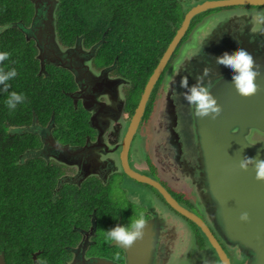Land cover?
<instances>
[{
    "label": "flooded vegetation",
    "instance_id": "1",
    "mask_svg": "<svg viewBox=\"0 0 264 264\" xmlns=\"http://www.w3.org/2000/svg\"><path fill=\"white\" fill-rule=\"evenodd\" d=\"M36 1L39 4L38 11L36 12L34 9L31 20L28 23L22 22L19 26L29 36L27 39L25 35L26 39L33 40L37 49L36 54L42 49L44 58L49 59L47 43H54L56 33L54 34L47 25L46 14L52 10L50 6H53L48 3V0ZM179 1L184 18L189 8L206 0ZM259 6L261 5H251L246 2L229 3L198 15L219 10V8H226L229 12L255 10L264 14V9ZM198 15H195L191 20L186 34L155 84L147 102L145 114L134 132L135 135L133 134L129 141L126 139L128 130L142 92L137 104L131 110L129 97L132 90H135L133 79L120 66L117 55L111 56L109 53L101 52L107 43L108 28L98 38L94 36V28L91 37L83 36L75 31L74 38L70 39L66 36H59L56 27L55 44H60L68 51L63 55L60 54L58 58L51 57V62L45 64L46 74L42 75L51 76V88H54L55 92H65L75 110L71 113L78 118L80 123L83 122L80 119H86V121L80 131L68 132L59 128L60 124L56 118L55 109L51 111L50 118L46 121L40 119L36 114V126H33V129L39 142L26 149L27 157H41L50 165V171H53L57 176L56 186L58 187L55 186L54 190L59 191L61 188L66 191L69 189L76 195V199H73L76 205H74L75 211L71 214L70 221L72 227L64 229L63 235L58 238V249L54 257L47 254L45 261L37 260L36 264H177L171 260L175 251L178 250L175 249V246L177 243L179 246V243L186 238L189 232L188 244L179 250V253L180 251L182 253L178 264H224L202 227L171 205L163 194L152 185L133 176L140 174L158 180L181 206L197 214L217 238L228 257L231 258V264H245L247 261L246 257L239 254L238 247L224 243L208 220L203 209L205 205L209 211L211 209L212 201L208 189L206 195V187H196L195 184L194 187L182 184L183 186L178 190L171 188L174 186L162 174L152 154L148 150L142 149L141 145L144 144L145 139L143 143H137L138 132H141L145 121L155 112V107L160 102L157 97H162V86L166 92L171 88V81L176 80L177 74L180 73L177 84L170 91V96L176 104L175 113L179 120L180 139L177 144L182 142L181 148L176 145L175 160L177 167L189 176H192L191 169L198 166L194 109L184 101L181 95L184 89L179 87V81L183 76H187L190 85L195 83V77L190 73L194 70L193 67H199L200 74L205 67L211 68L210 75L216 72L217 65L212 60L213 57H207V63L201 66L198 64L197 52L194 51H205L207 43H211L215 39L214 35H205L201 41H198L200 43L198 49L195 46V49H191L187 55L184 54L191 32L203 21V19L196 20ZM91 24L93 28L97 23ZM242 25L239 22V28L232 29L231 27L229 40H223L224 46L230 53L236 51V48L241 45L239 34L245 35L247 39L248 34L244 32ZM258 35H260V39L256 41L247 39V44L256 55V63L264 65V51H261V49L264 50V31H260ZM35 37L40 38L36 41ZM78 39L82 40L83 47L80 56L76 50L71 49ZM259 41L262 42V47L257 51L256 46ZM95 45L97 46L95 52L89 50ZM179 59L186 62L178 64ZM39 71L38 69L37 75H41ZM215 79L212 81L214 82ZM127 87L129 90L126 89ZM70 93L77 95L74 97ZM51 98L47 99L50 108L57 104L58 99L55 98L52 101ZM35 113L33 111V116ZM50 134L64 146L56 149L46 140L44 143L41 136L46 137ZM149 136L152 137V132L149 133ZM66 146L87 147L76 151L75 149L68 150ZM92 146H94V151L91 149ZM55 156L59 160L55 159ZM166 158H169V155H161L159 162L164 164ZM175 169L177 170V168ZM195 170V176H198L199 170ZM203 196H206L205 200ZM153 201H155V205ZM141 215L147 222L144 244L141 248L142 258L136 253L135 246L125 249L106 239V231L117 225L130 226L131 219L139 218ZM177 215L187 220L191 226L187 225L186 221L179 219ZM175 218L179 219L181 223L177 222ZM34 253H38V251ZM149 253L150 258L146 260L145 256H148ZM117 254L120 257L119 260H115Z\"/></svg>",
    "mask_w": 264,
    "mask_h": 264
},
{
    "label": "trees",
    "instance_id": "2",
    "mask_svg": "<svg viewBox=\"0 0 264 264\" xmlns=\"http://www.w3.org/2000/svg\"><path fill=\"white\" fill-rule=\"evenodd\" d=\"M33 14L31 0H0V52L10 54L0 68L18 73L8 81V92L0 86V252L8 264H33L36 251L39 260L54 257L58 238L72 227L76 206L72 191L54 190L57 176L50 165L41 157H27L26 149L39 142L35 132L10 133V126L31 125L33 111L46 121L53 109L62 131H80L86 121L80 123L71 113L75 110L65 92L51 88V76L37 75L36 46L14 25L28 23ZM56 14L61 37L73 39L75 31L91 37L95 28L98 38L108 28L101 52L117 55L133 79L131 110L184 15L177 0H59ZM91 23L97 24L92 28ZM12 91L26 96L15 110L5 103ZM50 97L58 98L51 108Z\"/></svg>",
    "mask_w": 264,
    "mask_h": 264
},
{
    "label": "water",
    "instance_id": "3",
    "mask_svg": "<svg viewBox=\"0 0 264 264\" xmlns=\"http://www.w3.org/2000/svg\"><path fill=\"white\" fill-rule=\"evenodd\" d=\"M31 1L34 5L35 11L37 12L39 5L38 2L36 0ZM243 2L250 3L251 5H264V0H206L194 4L191 8H189V10H187L181 24L177 28L175 35L161 56L153 72L147 79L138 105L136 106L135 112L132 116L128 136L126 138L128 141L129 138L133 136L142 116L145 114L147 102L155 84L161 77L170 57L179 45L181 39L186 34L193 17L199 13L223 6L225 4H238ZM48 3L53 7L49 5L52 10L46 14V23L49 28L53 30V33L56 34L54 37V43H47V46L49 47L47 53L49 59L44 58V51L42 49H40L38 54H36V57L40 60V74H46L45 64L51 62V57L54 56L55 58H58L60 57V54L63 55V53L68 51L60 44H55V39H57L56 10L59 0H48ZM261 16H264V14L252 11H248V13H233L230 14L228 18L226 15L224 20H220L214 24H208L210 25V29L204 30L198 34L195 46L198 49L200 44L198 41H201L205 35L209 34L210 36H215V39L210 43L212 44L216 39H221V37L218 36L223 34L222 28L226 29L227 32L230 33L231 27L232 29L235 27L239 28V22L243 24L242 26L244 28V32L248 34L247 39L256 41L257 39H260V35H258V33L260 31H264V23L258 22V18ZM213 17L215 19H219L216 16ZM21 23L22 22H16L14 25L21 28L19 26ZM208 25H204L203 28H206ZM21 29L27 36V39H29L27 33L23 30V28ZM39 38L40 37H35L36 41H38ZM80 38L82 39V37ZM238 38L241 40V45L239 47L244 48L253 57H256L251 48L248 47L246 36L239 34ZM36 44L40 48L38 42H36ZM71 49L76 50L78 56H80L81 51H83L82 40L78 39L75 46ZM89 50L95 52L97 50V46H92V49ZM210 50L207 51V57H215L212 56L211 52H209ZM181 60L182 59H179V61ZM212 60L215 61L214 58ZM179 74L180 73L177 74L176 80L171 81V88L167 89L166 92L163 90L164 86H162L161 90L165 95L163 99L160 97L161 100L157 105L159 106L158 119H160V125H157V127L167 128L173 137V143L165 144L163 148L160 149V152L172 153V155H169V158L165 159L164 164L156 160L155 162L162 174L169 180L174 179L179 181L184 179L181 183L187 186L190 185L194 187L195 184L196 187H206L205 194L207 195L209 191L212 205L210 211L206 205L203 206V209L208 220L213 225L220 238L225 244L232 247H238L239 254H241L242 257L247 258L245 264H264V183L256 181L254 168L250 167L248 171H243L239 168V161L243 158V156L255 157L259 152L260 158L264 159V144L250 141L248 139V134L251 132V129L264 131V69L261 70V75L257 78L260 91L255 96L250 98H244L238 95L232 84L233 72L232 70H228L227 67L217 65L215 74L210 75L209 78L211 80L216 78L213 82L215 87L212 89V92L218 99V103L222 105L223 112L217 120L195 117L198 150V166L195 167V169L199 170L198 176H195V169H191L192 176L187 174L179 175L180 168L177 167V162L175 160L176 145H179L181 148L182 142L177 144V141L180 139L178 131L179 120L175 113L176 104L170 96V91L173 89L174 85L177 84ZM70 95L76 97L77 94L70 93ZM160 112L163 114L160 115ZM165 113L167 124L164 122ZM36 120L37 118L35 113L31 124L32 126L21 125L14 129L11 127L9 132H24L29 130L34 132L35 130L33 129V126H36ZM157 123L159 124L158 121ZM156 134L157 137L153 144L154 147L158 148L167 134L160 131H156ZM41 139L44 143L46 140L56 149H60L64 146L57 142L51 134L46 137L41 136ZM155 143H158V145L155 146ZM86 147L87 146H75L72 148L66 146V149H75L76 151H80ZM91 149L94 151V146H92ZM54 158L59 160L57 156ZM175 168H177V170ZM133 176L137 177L140 181L152 185L160 193H162L165 199L177 210L199 224L208 236L211 245L217 252L221 261L224 264H231L226 251L223 249L208 226L197 214L181 206L158 180L142 174L139 176ZM205 198L206 196H203L204 200ZM245 211L248 212L251 217L250 222L247 223L240 221V215ZM144 238L143 240H138L134 244L136 247V253L141 258V248L144 244ZM175 249H178V243L176 244ZM38 253L33 254V262H35V264L38 260ZM149 258L150 253L148 256H145L146 260ZM0 264H8L5 259L4 252H0Z\"/></svg>",
    "mask_w": 264,
    "mask_h": 264
},
{
    "label": "clouds",
    "instance_id": "4",
    "mask_svg": "<svg viewBox=\"0 0 264 264\" xmlns=\"http://www.w3.org/2000/svg\"><path fill=\"white\" fill-rule=\"evenodd\" d=\"M258 22L264 23V16L259 17ZM203 31L204 28L202 27L197 30V33ZM195 39H198V35L194 36ZM192 47V45H186L184 54L187 55ZM9 56L10 54L7 52H0V64L7 60ZM213 58L216 65H222L232 70V84L238 95L244 98H250L260 91L257 78L261 75V70L264 69V65L257 64L254 57L247 50L240 47L234 52L230 53L226 51L222 55ZM177 63L179 64L181 61H177ZM211 71V68L205 67L203 72L195 77V83L191 85L189 84L187 76H183L179 81V87L184 89L181 95L184 101L194 109L196 118H211L212 120H217L222 115L223 107L213 95L212 89L215 87V84L209 78ZM17 74L15 68L9 71L0 68V86H3L2 90L4 92H8L10 87L8 81L15 78ZM25 100L26 96L24 94L12 91L9 93L5 103L10 110H15ZM250 167L254 168L256 181L264 183V159L260 158L259 152L255 157L243 156L240 159L239 168L241 170L248 171ZM153 204L155 205V201H153ZM250 220L251 217L248 212L241 213V222L247 223ZM146 227L147 222L141 215L139 218L131 219L130 226L117 225L106 231V239L115 242L119 247L131 249L138 240H143ZM119 259V254H117L115 260Z\"/></svg>",
    "mask_w": 264,
    "mask_h": 264
},
{
    "label": "rangeland",
    "instance_id": "5",
    "mask_svg": "<svg viewBox=\"0 0 264 264\" xmlns=\"http://www.w3.org/2000/svg\"><path fill=\"white\" fill-rule=\"evenodd\" d=\"M177 1H178V3H181L179 0H177ZM259 7L261 9H264V5H261ZM181 10H182V7H181ZM250 11H252V10H250ZM238 12L248 13V11H238ZM252 12L257 13V11H255V10H253ZM212 13H215V15H212ZM233 13H237V12L236 11L235 12H229L228 10H226V8H219V10L210 11L208 13H204V14L198 15L196 17V20L203 19V21L201 22L200 26L194 28L193 31L191 32L190 39H188V41H189L188 45H192L193 46L191 49H195V43L197 42V40L196 39L194 40V36H197L199 34V33H197L198 29L204 27V25L214 24V23H216V22H218L220 20H224L226 18V15H227V18H228L230 16V14H233ZM213 16H216L219 19H215ZM208 29H210V25H208L206 28H204V30H208ZM222 31H223V34H221V36H218V37H221V39L220 38L216 39L212 44H210V43L208 44L207 43V49L205 51H201L200 52V51L194 50L195 52H197L196 56L199 59L198 60V64L199 65L202 66V65L207 63V61H208V59H207V55H208L207 54V50L211 49L209 52L212 53V56H220L226 51L229 52L228 49L224 46L223 40H229L230 33L227 32V30L224 29V28H222ZM260 47H262V42L259 41L257 43L256 50L258 51ZM238 48H240V47H238ZM238 48H236V50ZM261 51H264V50L261 49ZM254 59L256 60V57H254ZM185 62H186L185 60H181V63H185ZM193 69L194 70L192 72H190L191 75H193L194 77L200 75L199 67H193ZM228 70H231V69L228 68ZM126 89L129 90V87H127ZM163 98H164V93H163V96L161 97V99H163ZM157 99L161 100L159 97H157ZM68 104L72 105V103L70 102V99L68 100ZM158 110H159V106L156 105L155 112L149 117V119H147L145 121V125L143 126L141 132L139 131L138 134H137V143L141 144V143H143V141L145 139L144 144L141 145L142 149L148 150L152 154V156L154 157V159L156 161L160 160L161 154L172 155V153L160 152V149H162L163 146L165 144H167V143H173V137L170 134V131L167 128H158L157 127V125H160V119H158ZM162 114L163 113L160 112V115H162ZM164 117H165L164 122L167 124L166 113H165ZM157 121L159 122V124L157 123ZM156 131H160V132H163V133L167 134V136L164 138V140L161 142V144H160V146L158 148L154 147V144H153L155 139H156V137H157ZM250 131L251 132H249V134H248V139L250 141L259 142V143H263L264 144V131L256 130V129H253V130L251 129ZM150 132H152V137L149 136ZM140 135H142L143 137H141ZM183 139H184V134H183V131H182V140ZM157 145H158V143H155V146H157ZM184 174L185 173L181 169H179V175H184ZM183 180H179L178 181V180L170 179V182L174 186V187H171V188H175L176 190H178L179 187L183 186L182 183H181ZM147 186H149V185H147ZM177 216L179 217V219H182L183 221H186L187 225L190 224L187 220H184L179 215H177ZM179 219L175 218V220H177V222L181 223V221ZM190 226H191V224H190ZM189 237H190V232L186 235V238L179 243L178 250L175 251V253H174L175 255L171 258V260H173V262L178 264V261L180 259L179 258L180 254L182 253V251H180V253H179V250L182 249L183 247H185L188 244ZM38 254H37V259H38ZM197 255H198V253L196 254V257H197Z\"/></svg>",
    "mask_w": 264,
    "mask_h": 264
},
{
    "label": "bare ground",
    "instance_id": "6",
    "mask_svg": "<svg viewBox=\"0 0 264 264\" xmlns=\"http://www.w3.org/2000/svg\"><path fill=\"white\" fill-rule=\"evenodd\" d=\"M147 108V107H146ZM135 111V110H134ZM133 116V115H132ZM135 135V134H134ZM215 250V249H214ZM231 259V258H230Z\"/></svg>",
    "mask_w": 264,
    "mask_h": 264
}]
</instances>
